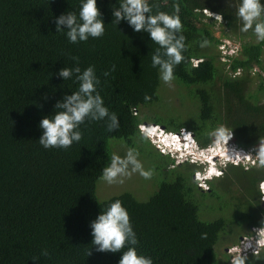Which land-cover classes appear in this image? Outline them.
<instances>
[{"label": "trees", "instance_id": "1", "mask_svg": "<svg viewBox=\"0 0 264 264\" xmlns=\"http://www.w3.org/2000/svg\"><path fill=\"white\" fill-rule=\"evenodd\" d=\"M155 2L168 13L173 4L180 9L188 50L185 62L174 69L173 83L196 101L197 111L184 122L168 106L164 113L170 116L157 117L161 121L154 124L173 132L186 128L201 148L211 145L207 133L224 124L232 129L238 147L252 150L264 138V103L257 97L264 95V76L251 77L257 84L250 92L248 71L253 67L263 70L264 43L244 41L253 34L239 31L240 23L226 0ZM77 3L0 0V264H118L121 253L97 252L88 227L100 209L115 199L128 211L139 251L151 256L153 264H221L215 247L223 233L232 236L231 229L225 232L230 223L245 230L264 226V205L257 192L264 171L229 166L217 185L206 182L209 191L204 193L191 182L196 170H185L184 165L162 173L165 180L158 182L155 172L161 171L164 161L173 162L153 153L148 141L138 142L137 129L143 122L137 116L139 110H161L166 99L161 94L166 85L150 67L155 45L146 33L133 32L123 21L117 29L111 25L110 4L116 0H97L106 25L103 37L69 44L63 34H55L54 18L76 9ZM203 11L219 15L230 33L223 34L224 39L235 35L240 41L237 57L222 56L225 62H219L221 40L212 38L215 22L205 23L211 17H205ZM201 38L209 39L210 46L197 47L195 41ZM209 49L218 54H209ZM75 63L81 69L95 67L101 81L98 90L105 106L117 114L120 127L109 133L103 121L82 125L79 144L68 150H45L38 143L39 121L52 114L57 100L76 90V84L56 75ZM112 65L115 70L104 77L102 73ZM145 95L150 101L144 100ZM179 99L184 101L182 95ZM117 144L136 147L140 154L145 151L143 160L154 169L150 181L156 190L141 200L130 192L99 197L100 171L119 148ZM228 183L242 192V197H233L230 221L223 217L201 220L202 202L222 199ZM202 233L207 234L205 239H201ZM44 250L48 256L41 255ZM34 256L36 261L31 259ZM248 261L264 264V254L249 255Z\"/></svg>", "mask_w": 264, "mask_h": 264}, {"label": "clouds", "instance_id": "2", "mask_svg": "<svg viewBox=\"0 0 264 264\" xmlns=\"http://www.w3.org/2000/svg\"><path fill=\"white\" fill-rule=\"evenodd\" d=\"M226 2L232 9V15L240 23L239 31L241 33L251 31L256 43H264V0H226ZM172 8L171 13L161 11L155 0H116L115 4H110L111 25L117 29V25L123 21L133 32L146 33L151 44L155 45L152 49L150 67L156 70L157 79L169 87L176 79L174 69L185 62L184 53L188 50L179 15L180 9L175 4ZM203 13L208 15L207 17L211 15L208 12L203 11ZM218 19L219 15H216L215 20L222 23ZM54 26L55 34H63L69 44L76 45L89 39L103 37L106 25L97 6V0H78L76 9L67 10L54 18ZM211 34L215 40H224L219 30H213ZM210 43L207 38L195 41L200 49L209 47ZM232 44L237 52L229 56L235 58L239 54L241 43L232 42ZM114 70L115 65H112L102 75L108 77ZM262 72L264 73V67ZM56 75L64 82L72 81L77 88L55 102L51 115L40 119L38 127L41 135L38 143L43 149H70L82 140L81 126H87L92 122L103 121L109 133L119 129L117 114L105 106L104 98L98 90L101 81L93 65L81 69L78 63H75L72 67L64 66ZM150 99V96H144L145 101ZM137 129L140 134L138 142L148 141L160 155L168 157L174 164L188 163L198 167L200 165L201 169L194 172L192 180L203 187L207 181L223 177L229 166H243L252 161L257 168H264V138H259L252 150L229 146L233 131L224 124L216 126L207 133L211 145L205 148L197 145L192 134L185 129L173 132L166 130L164 126L159 128V124L147 126L139 124ZM139 157L140 152L136 147H128L123 155L113 151L108 157L106 166L101 169L98 181L108 186L119 185L133 174H138L144 180H150L154 169H146ZM258 188L260 203L263 204L264 181L258 184ZM88 227L92 237L91 244L97 252L121 253L118 264H153L151 256L139 251V241L128 211L119 199L108 202L102 210L100 209L99 214L89 222ZM262 228L264 226L256 230L254 241L241 245L240 250L231 258L230 264H246V261L249 264L248 256L242 255V250L246 253V250L253 249L255 252L257 241L264 243ZM206 235L202 233L201 239H205ZM41 255L49 254L44 250ZM88 255H90L89 251ZM31 259L36 261L38 258L34 256Z\"/></svg>", "mask_w": 264, "mask_h": 264}, {"label": "rangeland", "instance_id": "3", "mask_svg": "<svg viewBox=\"0 0 264 264\" xmlns=\"http://www.w3.org/2000/svg\"><path fill=\"white\" fill-rule=\"evenodd\" d=\"M206 12V11H204ZM204 15V13H202ZM209 14V13H208ZM205 17H207L206 15H204ZM210 17H214V15H210ZM213 18H209V20H205V23H210L211 21L215 22V25L213 27V30H219L221 31L222 34H229V29L225 27V25H222V23L214 20ZM220 20V19H218ZM245 42H251V43H256L255 41V37L254 35L250 36V37H246L244 39ZM228 42L229 46L231 45L232 42H238L240 44V41L237 40L235 35H232L230 39H224L221 40L220 43H224L226 44ZM220 46V45H219ZM241 46V44H240ZM214 52V55L216 56L217 50H212L209 49L208 53H212ZM221 54V51H220ZM223 61L225 62V58L222 57L219 59V62ZM221 63V62H220ZM249 76H250V82H249V88H250V92H254L255 91V85L257 84V82L251 78V77H256L255 74H258L260 76H264L262 71H259L258 69H256L255 67H253L252 70L248 71ZM218 87V82H215V88ZM161 94L166 98H163V104H162V108L161 110H156V111H149L147 109H142L139 110V112L137 113L138 118H140L143 122L140 123V125H154V121L156 120V122L161 121V119H167V117L170 116V114L173 112L174 116H178L181 119L180 120H189V118L192 117V115H196V111H197V105H196V101L192 98V97H186V93L185 91L181 90L180 88L176 87L175 84L172 82L171 87L169 86H165V89H163V91L161 92ZM179 95H182L184 97V101L181 103L180 99H179ZM257 97L259 98V101H262L264 103V95H257ZM170 107L171 109V113L165 115V108L166 107ZM163 110V111H162ZM161 118L160 121L157 119ZM163 127L162 125H159V128ZM186 132L188 131L185 128ZM189 132V131H188ZM191 133V132H190ZM192 134V133H191ZM192 137H194L192 135ZM198 145V143H197ZM120 146V144H117V148ZM123 146V145H122ZM229 146H235L238 149L243 150L242 148L238 147L233 139H231V141L229 142ZM150 149H152L153 153H159L157 152V150L153 147L150 146ZM126 148L123 147H119L116 152L120 155H123L125 152ZM138 151L140 152L141 150L138 149ZM150 151V150H149ZM245 152H247L245 150ZM160 154V153H159ZM143 155H147V153L145 151H143L142 154H140V159L144 165V167L147 169L149 168V165L147 166L143 160ZM155 155V154H154ZM162 156V155H161ZM149 161H153L152 157H148ZM155 158V157H154ZM157 158V157H156ZM155 161V159H154ZM165 163H163L161 165V171L160 172H155L156 174V179L159 182L162 178L164 179V175L162 173H166L168 174L170 171L174 170V168H177L178 166H182V165H177V163H172L169 164L167 161H164ZM184 166H187L185 168V170L188 169H192L194 170H198L201 169V166H195V165H191L188 163H184ZM235 168H240L243 171H248V170H261L264 171V168H257L255 166V164L250 161L247 164L243 165V166H237ZM154 174V175H155ZM228 176H230L228 174ZM231 177V176H230ZM222 178V177H221ZM221 178H217V179H212L213 183H215V185H217V181L221 180ZM193 184L196 185L197 189L200 190V193H204V192H208L209 191V185L206 183L204 185V187L202 185H200L197 182H193V180L191 181ZM102 183H99V187H98V192L99 194L103 195H99V197H103L105 198H110L113 197L115 195H119L121 193H125V192H130L133 194V196L136 197V199L141 200V198L146 197L147 195H149V193L153 192L156 190L155 187V183L152 182L150 180H144L143 178H141L138 174H133L130 178L126 179L125 182L123 184H119V185H105L103 184L102 186H100ZM228 187H225L224 190V194H222L221 192V196H223V198L219 199V201H206L204 200V202H202V206L200 207V219L204 220V221H213L214 219H217L218 217H223L226 220L231 219L232 216V212H233V197H242V192L241 190H237V187L235 184L233 183H228L227 185ZM219 189H222L221 187ZM257 190L259 192V188L257 186ZM232 191V195L231 192ZM148 193V194H147ZM260 193V192H259ZM147 194V195H146ZM197 196V195H196ZM220 196V197H221ZM232 196V197H231ZM199 198V196H197ZM229 198V199H227ZM241 199V198H240ZM230 200V203H229ZM262 201V200H261ZM238 204V203H237ZM228 205V206H226ZM264 205V203H263ZM232 223H230V225L227 226L226 231L227 232L229 229H231L232 231H234L232 233V236H227L224 235V233L219 237V241L215 247V252L217 255V261L218 263H225L226 261H230L231 258L236 255V252L240 250L241 245L245 242L248 241H254L256 238V230H258L257 228H251L250 230H245L244 228H236L234 227V225H231ZM261 233L264 234V228L261 229ZM262 239H264V236H262ZM242 255L247 254V256L252 255V256H258L261 254H264V243H262L261 241H257V249L254 252L253 249L251 250H246V253L244 250H242Z\"/></svg>", "mask_w": 264, "mask_h": 264}, {"label": "built area", "instance_id": "4", "mask_svg": "<svg viewBox=\"0 0 264 264\" xmlns=\"http://www.w3.org/2000/svg\"><path fill=\"white\" fill-rule=\"evenodd\" d=\"M222 56H229L235 54L237 50L234 48V45L231 43L229 46L228 42L226 44L222 43L219 47Z\"/></svg>", "mask_w": 264, "mask_h": 264}]
</instances>
